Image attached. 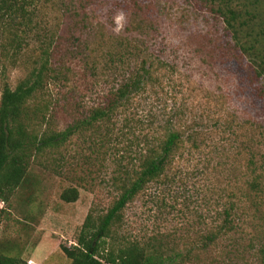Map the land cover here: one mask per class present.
Segmentation results:
<instances>
[{
    "label": "rangeland",
    "instance_id": "374dc122",
    "mask_svg": "<svg viewBox=\"0 0 264 264\" xmlns=\"http://www.w3.org/2000/svg\"><path fill=\"white\" fill-rule=\"evenodd\" d=\"M129 1L110 0L103 9L93 12V18L99 20L94 21L98 29L90 40L84 31L81 43L59 41L62 50L56 58L62 60L63 77L49 78L43 95L48 105L46 118L56 112L53 123L59 131L76 110L97 107L106 93L121 84L124 74L116 69L117 63L109 61L108 51L115 44L113 40L127 36L122 9ZM154 2L157 32L148 39V53L156 68L157 57L165 66L154 72L156 80L126 115L136 127L134 133L139 135L177 117L178 127L195 136L203 149L210 152L213 144L218 146L221 154L212 156L214 166L238 156V146L247 137L253 138L259 153L264 154V93L255 90L245 63L219 56L218 43L227 39L222 19L199 1ZM54 23L51 20L49 25ZM55 40L58 42L56 35ZM86 41L85 48L82 43ZM37 45L31 43L24 63L10 72L12 86L31 68ZM51 60L56 62L53 57ZM140 62L141 58L133 64ZM257 86L264 91L263 81ZM217 119L221 124L218 127ZM227 120L232 121L235 136L224 132ZM116 125L121 128L123 123L119 120ZM104 132L101 138L92 133L76 135L58 151L30 161L32 185L19 188L8 205L0 202V238L15 246L11 255L19 253L27 264H70L60 245L70 247L75 243L92 209L104 211L110 206L116 196L113 181L119 166L131 163L129 155L135 157L139 151L133 145L125 154L129 136L122 139L115 130L106 138ZM178 164L181 173L174 184L158 189L152 186L126 207L124 234L154 245V238H158L164 246L184 254L180 264H257V250L264 240L262 211L249 221L250 216L243 222L236 221L243 233H233L229 239L218 240L216 246L203 249L199 239L208 234L224 209L220 198L222 167L207 169L198 156ZM68 188L78 192L73 203L61 199Z\"/></svg>",
    "mask_w": 264,
    "mask_h": 264
},
{
    "label": "trees",
    "instance_id": "16d2710c",
    "mask_svg": "<svg viewBox=\"0 0 264 264\" xmlns=\"http://www.w3.org/2000/svg\"><path fill=\"white\" fill-rule=\"evenodd\" d=\"M109 1L0 0V202L8 205L19 188L32 185L30 161L35 157L58 151L76 135L92 133L101 138L104 130L102 136L108 138L117 130L122 139L129 136L130 146H126L129 149L125 154L133 145L139 151L135 157L129 155L131 163L119 166L113 181L116 196L110 206L104 211L92 209L75 243L70 247L60 245V250L70 264H180L184 254L164 246L158 238H154V245L124 234L126 207L152 186L158 189L174 184L181 173L178 162L198 156L207 169L222 167L224 176V187L220 189L224 209L218 213L208 234L199 239L203 249L214 247L220 239L243 233L237 220L243 222L250 216L249 221L257 212L264 214V154L259 153L254 139L247 137L238 146L236 157L239 158L228 157L227 162L214 166L212 156L221 154L218 146L213 144L210 152L208 147L203 149L195 136L178 127L177 117H170L139 135L134 133L136 127L126 115L138 96L147 92L156 80L154 72L165 66L157 57L156 68L148 53V39L157 32L154 0H131L123 5L127 36L121 41L113 40L115 44L108 51L109 61L117 63L116 69L124 74L119 87L106 93L97 107L76 110L66 127L59 131L53 123L56 112L47 119L48 105L43 101L49 78L63 77L62 60L56 58V53L62 50L59 41L81 43L84 31L90 40L92 32L98 29L94 21L99 20L93 18V12L103 9ZM191 1H199L222 19L227 39H220L222 43H218L219 56L226 61L245 63L255 90L264 93L257 86L260 81L264 82V0L259 3L256 0ZM51 20L56 21L52 27ZM55 35L58 42H54ZM87 41L82 43L85 48ZM31 43L38 44L36 58L12 86L10 72L24 63ZM139 58L141 62L133 64ZM119 120L123 123L121 128L116 125ZM226 122L224 132L235 136L232 121ZM215 124L221 125L218 119ZM61 199L73 203L78 199V192L68 188ZM13 247L0 238V264H27L19 253L11 255ZM257 254V264H264V240Z\"/></svg>",
    "mask_w": 264,
    "mask_h": 264
}]
</instances>
